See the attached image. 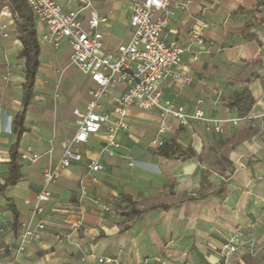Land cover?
Masks as SVG:
<instances>
[{"label":"crops","instance_id":"crops-1","mask_svg":"<svg viewBox=\"0 0 264 264\" xmlns=\"http://www.w3.org/2000/svg\"><path fill=\"white\" fill-rule=\"evenodd\" d=\"M54 1L66 11L81 8V0ZM89 1L90 7L79 13L82 27L91 13L103 18L98 28L103 47L114 52L130 39L132 0ZM202 24L206 44L191 46L183 55L178 76L161 87L162 98L189 114L201 100L203 116L223 120L222 131L193 120L180 126L156 109L130 107L127 129L114 137L117 147H107L106 126L85 143L72 142L74 112L84 111L96 86L70 64L67 42L54 47L43 41L46 29L34 20L39 65L19 139L22 177L0 190V264H105L98 261L103 258L115 260L111 264H264V0H193L168 16L163 39L167 45H186L190 30ZM21 48L15 22L3 8L0 186L8 177L10 147L16 142L13 121L22 110ZM123 90L122 84L110 88L99 99L97 112L112 119ZM244 90L253 105L238 117L226 102ZM161 121L165 129L159 135ZM157 137L163 144L175 139L196 156L163 157L160 146L152 145ZM66 149L81 154V161L61 167ZM27 152L40 157L35 163L23 161L20 155ZM91 160L102 169L89 171ZM47 167L59 176L46 185L42 169ZM43 189L50 197L38 215L33 204ZM11 207L18 214L16 229ZM39 220L46 223L40 239L26 242L17 253L18 236ZM231 238L237 250L223 261L217 249Z\"/></svg>","mask_w":264,"mask_h":264},{"label":"built area","instance_id":"built-area-1","mask_svg":"<svg viewBox=\"0 0 264 264\" xmlns=\"http://www.w3.org/2000/svg\"><path fill=\"white\" fill-rule=\"evenodd\" d=\"M193 0L183 2L173 0H132L129 24L132 30L127 43L119 45L114 52H106L102 43V34L99 24L104 21L95 13H91L84 29L79 13L90 7L89 0H81V8L76 11H66L54 0H26L34 20L42 24L46 33L42 40L58 47L62 41L70 47V64L79 72L88 76L95 84L96 89L90 92L91 99L85 105L84 111H75L76 132L72 138L74 143H85L91 134L98 133L103 126L107 128L106 146L117 147L114 137L120 130H126L127 109L135 107L139 110L156 109L162 117L172 116L180 126H189L190 121L203 122L207 127H212L216 133L222 131L221 119H210L203 116L200 105L189 114L183 106L163 100L161 87L171 77H177L176 70L182 63V57L190 51L191 46L203 47L206 44L202 36V30L206 24L193 27L188 35L186 45H167L163 39V31L167 26V18L174 9L183 10ZM7 26L3 24L1 29ZM4 37L7 34H3ZM122 84L123 92L116 98L113 108V116L97 112L99 99L106 95L110 88ZM165 124L161 121L158 133H164ZM162 139L157 137L152 145L161 146ZM36 153H24L20 155L23 161L35 163L39 159ZM81 154L66 149L60 160V166L67 168L75 161H81ZM89 171L97 172L102 166L96 161H89L86 165ZM45 184L54 182L59 173L49 167L42 169ZM49 193L43 189L40 191L33 204L35 214H42V203L49 200ZM28 204L29 202L26 201ZM77 227V225L72 226ZM46 228V223L39 220L34 228L26 227L18 236L17 253L24 250L28 241H38L41 232ZM240 234L235 235V237ZM61 242V237H58ZM237 250L233 238L224 243L217 253L225 261ZM100 263L111 264L115 260L103 258Z\"/></svg>","mask_w":264,"mask_h":264},{"label":"trees","instance_id":"trees-1","mask_svg":"<svg viewBox=\"0 0 264 264\" xmlns=\"http://www.w3.org/2000/svg\"><path fill=\"white\" fill-rule=\"evenodd\" d=\"M7 8L15 22L18 39L21 42L22 48L18 56L24 59L25 63V83L23 84V98L22 110H20L13 121V131L16 133V142L10 147V161L8 163V177L0 190L6 189L8 186L15 185L22 177L21 164L19 163V139L24 132L23 121L26 109L32 97L33 86L35 82V75L39 65L40 48L37 40L36 30L34 26V17L27 5L26 0H0V11ZM253 105V98L249 91L244 90L234 93L226 102V106L230 110L236 111L238 117L246 116ZM159 154L163 157H182L190 154L196 156L195 151L187 147L181 149L175 139H169L158 148ZM128 199V198H125ZM129 201V200H128ZM134 204L130 202L129 206ZM13 214V227L16 229L18 224V214L13 207H11ZM134 214L136 210H131ZM122 216H129V213L120 209Z\"/></svg>","mask_w":264,"mask_h":264}]
</instances>
